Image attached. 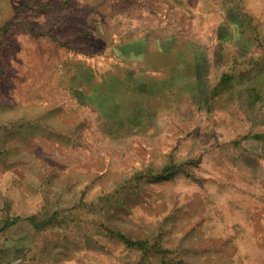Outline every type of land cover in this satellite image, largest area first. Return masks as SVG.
Listing matches in <instances>:
<instances>
[{
	"label": "rangeland",
	"instance_id": "1",
	"mask_svg": "<svg viewBox=\"0 0 264 264\" xmlns=\"http://www.w3.org/2000/svg\"><path fill=\"white\" fill-rule=\"evenodd\" d=\"M0 264H264V0H0Z\"/></svg>",
	"mask_w": 264,
	"mask_h": 264
},
{
	"label": "crops",
	"instance_id": "2",
	"mask_svg": "<svg viewBox=\"0 0 264 264\" xmlns=\"http://www.w3.org/2000/svg\"><path fill=\"white\" fill-rule=\"evenodd\" d=\"M224 16H225V18H224L225 20L217 22L213 27L214 32H212V37L208 41L209 47L212 44L211 49L207 48V45H204L201 42H198L196 40L192 42L193 47H195L194 53L196 56V58H195L196 73L199 69L197 63H201V59H199L198 54L199 53L203 54L202 59H205V61H206L205 75H204L202 82H201V84L206 83V86L208 84V81H210L209 77H211L210 75L212 74L214 68L216 67V64L217 63L223 64L224 61L227 60L226 58H227V56H229V54H231V52L235 54L233 56L234 57L233 62L236 59H238L241 55L244 56L248 52H250L249 51L250 49H244L234 39L233 30H234V28L237 29L239 24L232 22L230 20V15L228 12H225ZM169 30H171V29H169ZM171 34H173V36H175V37H181V36L184 37V35H182L180 31L179 32L172 31ZM214 56H216L217 58L215 59ZM226 75L227 74H225V73L219 74V79H218L217 83H215L213 86H211L209 88L208 92L210 91L212 93L213 91L214 92L217 91V88L219 87L218 86L219 82L224 80L227 77ZM221 83H224V82H221ZM236 83H237V81H236ZM239 85L241 86L242 91L244 93V99H243L242 104L243 105L247 104L248 107L252 106L250 103V95H251L254 88L249 87L248 85H244L242 82H240ZM205 89H206V87H205ZM255 92H257V91H255Z\"/></svg>",
	"mask_w": 264,
	"mask_h": 264
},
{
	"label": "trees",
	"instance_id": "3",
	"mask_svg": "<svg viewBox=\"0 0 264 264\" xmlns=\"http://www.w3.org/2000/svg\"><path fill=\"white\" fill-rule=\"evenodd\" d=\"M226 79V78H225ZM225 79L224 80H222L221 82H224L225 81ZM257 136H260V135H257ZM118 236H120V237H122V238H125L124 237V235L123 234H121V233H118ZM127 242H130L129 240H127ZM130 243H132V244H140V242H137V241H131Z\"/></svg>",
	"mask_w": 264,
	"mask_h": 264
}]
</instances>
